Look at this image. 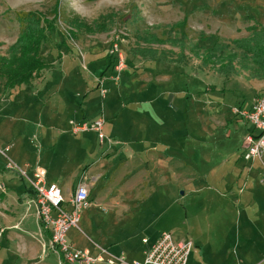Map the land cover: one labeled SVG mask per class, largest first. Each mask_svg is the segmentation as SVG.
<instances>
[{
    "label": "rangeland",
    "instance_id": "rangeland-1",
    "mask_svg": "<svg viewBox=\"0 0 264 264\" xmlns=\"http://www.w3.org/2000/svg\"><path fill=\"white\" fill-rule=\"evenodd\" d=\"M56 3L58 15L53 11ZM17 13H36L41 25H54L44 44H56L53 62L57 69L64 65L63 76L61 71L34 72L30 85L10 91L0 78V149L13 145L8 157L19 169H24L22 156L40 152L36 135L43 128L42 110L46 114L51 105L65 103L62 108L70 117V102L76 95L77 109L80 105L91 119L103 120L106 138L123 139L129 145L135 139L157 138L154 146L167 160L164 169L149 176L128 171L132 166L128 150L116 163L112 160L118 156L111 151H101L100 157L106 145L97 149L98 156L77 160L83 165H101V161L109 165L93 196H107L106 200L115 202L103 207L95 200L90 210L82 211L78 227L83 234L76 231L78 236L87 243V239L101 243L103 238L124 235L130 239L128 245L139 250L143 238L153 240L169 233L176 242L192 244L188 264H264V156L261 162L243 160L242 139L252 130L250 125L237 118V123L226 127L216 123L224 118L235 120L231 110L239 108L223 96V89L230 90L228 83L218 81L214 68L204 67L210 64H203L202 51L193 53L194 45L211 50L218 43L227 44L223 41L245 37L243 29H236L241 25L264 23V0H0V76L36 60L24 43L16 44L21 33ZM184 20L186 27L171 34L170 26ZM183 33L187 35L186 71L178 70L182 66L132 56L135 49L148 48L176 60L179 48L146 45L138 39L144 35L180 38ZM115 39L121 42L119 51L125 58L118 84L109 81L111 70L101 76L108 67L107 48ZM45 50L42 57L50 58L52 53L47 55ZM61 54L64 57L58 58ZM193 72L199 76L193 77ZM97 79L103 81L104 98ZM52 135L57 139L59 131ZM75 139L89 149L95 142L90 134ZM72 157L76 163L79 155ZM14 178L13 188L23 190L18 177ZM98 219L105 222L97 226L94 236L90 232ZM2 226L7 225L0 222ZM5 227L0 229V264H32L21 259V241L13 240L11 231L3 240ZM29 239L27 245L33 244L34 239ZM37 262L57 264L48 252Z\"/></svg>",
    "mask_w": 264,
    "mask_h": 264
},
{
    "label": "crops",
    "instance_id": "crops-1",
    "mask_svg": "<svg viewBox=\"0 0 264 264\" xmlns=\"http://www.w3.org/2000/svg\"><path fill=\"white\" fill-rule=\"evenodd\" d=\"M233 20H231L232 22ZM177 23V22H176ZM257 24H244L241 25L242 27H238L236 29H243V31L246 32V36L242 38H232L226 42L227 44L231 45L233 41H242L246 39L249 36V28L253 26H259L264 29V23L262 21L256 22ZM164 40V39H162ZM219 42V41H217ZM168 44H156V46H165ZM55 46L56 44L54 42H49V44H44L43 48L47 49V55H49L50 58L45 57L43 55V59L48 64V69L45 70L48 73L52 72H59L61 71V75L63 76V69L64 65L61 63L59 65L61 68L57 69V66L53 62V55L55 51ZM198 46V45H196ZM200 47V46H198ZM109 46L107 48V54H108ZM92 48H89V53H92ZM135 51V50H134ZM134 51L131 52L132 56L136 57L134 54ZM158 53H162L158 51ZM179 54V53H178ZM46 55V56H47ZM66 56V55H65ZM60 57H64V55L61 54ZM106 59V58H104ZM176 59V58H175ZM177 60V59H176ZM107 63V66L105 69H103L102 77L107 75L108 72H113L112 71V65H114L112 60H107L105 61ZM147 62H153V61H147ZM162 65H168V63H161ZM234 64V68L237 69V73H232L230 76L226 77L225 75L219 74L218 68L219 65L216 63L210 64L208 68H214L215 71L218 73V81L223 84L229 85L230 90H224L223 89V96L227 98L226 96H229L230 99L228 100L229 103L231 104H237L238 108L241 110H250L251 107L253 106L255 100L261 96L264 95V68L260 70L259 74H257L258 77L251 78L250 77V72L246 70H239L238 66L236 63ZM173 65H178L182 66L181 68H178V70H185L187 69L186 61H179L177 60L176 64H171ZM175 67V66H174ZM205 71V69H203ZM47 73V74H48ZM204 74H208V71L205 72ZM199 76L198 72H193V77L197 78ZM46 76L44 75V78ZM41 82V83H42ZM225 87V85H224ZM27 89H30V87H27ZM58 100H61L60 97H56ZM76 97L73 96L71 104V114L69 117V111L67 109H63L62 106L65 103H59L57 105H51L49 109L47 110L46 114H43V110L40 113L39 120L41 125L43 126L42 130L38 132L36 135L37 139V144L40 152L33 156L28 157L22 156V159H20L22 166L26 173L27 176L30 180L35 181V169L37 167L43 169L45 171V178H44V186L49 187L50 185H56L62 192L63 197L65 200H67L71 194V192L74 190L76 185L82 180V176L85 175L86 177V182L88 184V207L85 210H90V205L92 202H95V200H98V206H103V207H110L115 204L113 200H106L107 196H104L103 198L100 196H93V193L101 188V182L99 183V180L101 178V175L104 173L106 168L109 167V165H104L103 163L100 162L101 165L99 164H89V165H83V164H78L79 161L77 160H85L88 157H93L94 155L98 156L97 149H99L98 141H97V136L95 133L88 132V133H83L79 135H72L70 133V128L72 124H79L83 122H94L97 119H91L90 116H88V112L82 108L79 105V109L76 108ZM62 102V100H61ZM65 102V100H64ZM46 104V103H44ZM67 104V103H66ZM63 109V111H62ZM45 110V109H44ZM103 114V113H102ZM44 117L45 124L42 121V118ZM235 117V116H234ZM237 117H235V120H226V118L221 120H216V123L219 122L221 126H228L229 124H232V122L236 121L237 123ZM100 120V119H98ZM239 120V119H238ZM226 121V122H225ZM240 123L246 126V123L239 120ZM154 123V122H153ZM49 124V125H47ZM239 124V122H238ZM150 125V124H149ZM152 126V125H151ZM57 130L59 131V136L56 138L53 137L52 131ZM103 130H104V125H103ZM252 132V130H248L247 134ZM84 134H90L94 136V144L91 149L88 148L87 145L81 143L79 140H76L75 138L82 136ZM246 134V135H247ZM245 135V136H246ZM70 137V138H69ZM68 141L66 142V140ZM112 140L113 138L110 137ZM116 139H113L114 141ZM136 140V139H135ZM134 140V142H135ZM117 141V140H116ZM107 149L100 150L99 156L102 157L103 152L111 151L113 155L118 156L117 158H113L112 163L118 162L121 158H125V153L126 151H130V158L132 161L130 164H132L131 169H129V172H133V174L137 172H142L144 176H149L152 173H157L160 170L164 169L167 163V160L164 158L162 159V155H160L158 152V149L155 148L154 142L157 141L156 139H139L133 145H129L127 141H124L123 139L117 141ZM149 144V146H146V144ZM62 144H64L63 149H61ZM10 146V150L8 154L10 153L13 145H6ZM138 146H140L138 148ZM151 146V148H150ZM242 148L244 152V144H243V139H242ZM103 151V152H101ZM242 152V154H243ZM77 154L79 155L78 158H75L76 163L71 162L73 160V155ZM94 154V155H93ZM128 154V153H127ZM140 156H144L145 159L144 161H136ZM127 157V156H126ZM114 161V162H113ZM164 161V163H162ZM164 168H163V167ZM154 168V169H153ZM160 175H162L160 173ZM14 177H18L20 180V183L23 184L24 189H20V186H17V189H14L13 181ZM250 179H246V182L249 181ZM146 183H150V178H146L145 180ZM0 186L2 187L1 191L4 193H0V222L5 223L7 226H2L8 229L6 233L3 236V240L5 238V235L7 236V233L9 231L12 232V238L15 241L20 240V246H21V252H20V257L22 260H26L28 263L32 264H38L37 260L40 258V261H42V257L46 255L48 251H45V254L43 255L42 251V245H44L46 248L49 247V242H50V233L47 230H44L40 221L38 220L37 216V210L36 206L34 204L35 200V193L31 185L23 180L18 174L6 170L3 165H0ZM151 187V185L149 186ZM97 188V189H96ZM96 189V190H95ZM95 190V191H94ZM125 190V189H124ZM123 190V191H124ZM126 189L125 191H127ZM145 191V190H144ZM116 192L119 194V190L117 189ZM144 196V195H143ZM130 200V199H129ZM126 205V204H124ZM90 207V208H89ZM82 213V212H81ZM129 214V212H128ZM127 214V215H128ZM112 216V214H111ZM113 217V216H112ZM116 218V217H115ZM81 221V214H80V220ZM105 219L102 220H96L94 224V230L91 229V234L93 233L94 236L98 233V227L100 224L104 223ZM0 227V229L2 228ZM17 227V228H15ZM3 229V228H2ZM83 234L79 228V230L76 229H71L67 233V241L70 244V246L79 251H89L92 255L96 254V249L95 246L103 248L107 250L108 253L114 255V256H123L127 262H140L143 259V252L145 249L157 240L158 237H156L153 240H149L146 238H143L142 240L146 239L147 240V245H143L142 240H141V245L143 246L139 250H134V248L128 245L129 238H126L124 235H117L116 238L115 235L112 237H106L101 239V243L104 242L103 244L106 245H101L100 241H92L90 239H87L89 245L87 242L82 240L81 236H78L80 234ZM9 234V233H8ZM85 236V235H84ZM34 239L32 242L33 244L27 245L26 241H29V238ZM88 238V237H87ZM22 240H25L24 242ZM125 240V241H124ZM2 241V238L0 240ZM48 254L56 259V263L58 264V259L57 257L52 254L51 252H48ZM46 260V258L44 259ZM43 260V261H44Z\"/></svg>",
    "mask_w": 264,
    "mask_h": 264
},
{
    "label": "built area",
    "instance_id": "built-area-1",
    "mask_svg": "<svg viewBox=\"0 0 264 264\" xmlns=\"http://www.w3.org/2000/svg\"><path fill=\"white\" fill-rule=\"evenodd\" d=\"M120 41L111 42L108 57L112 60L113 74L109 81L118 84V76L125 68V58L119 51ZM98 90L101 98L106 95L102 79H97ZM231 113L239 120L252 127L244 139L243 160L246 162H261L264 156V95L259 96L250 110L232 109ZM104 122L102 119L94 122L72 124L70 133L79 135L92 132L97 136L99 147L113 144L110 138L103 134ZM10 146L0 149V157L4 160L3 167L18 174L27 181L34 190V204L37 210L38 220L44 230L50 233L49 247L42 245V253L51 252L58 259V264H188V258L192 248L190 242H176L171 234L162 233L151 246L143 252L140 262H127L123 256H114L107 250L95 246L96 254L89 251L73 249L67 241V233L71 229L79 230L78 224L81 212L88 207V184L85 175L65 200L61 190L56 185L44 186L45 171L39 167L35 169V181L30 180L27 173L19 169L8 157ZM2 187L0 186V190ZM147 245V240H142Z\"/></svg>",
    "mask_w": 264,
    "mask_h": 264
},
{
    "label": "trees",
    "instance_id": "trees-1",
    "mask_svg": "<svg viewBox=\"0 0 264 264\" xmlns=\"http://www.w3.org/2000/svg\"><path fill=\"white\" fill-rule=\"evenodd\" d=\"M58 3V2H57ZM54 5L53 11L58 15V4ZM54 15V16H55ZM40 16L36 13H17L15 18L19 25L21 33L19 34L18 42L16 44L27 46L28 52H31L36 60L31 62H25L23 66L12 74H7L0 76L4 78L5 88L10 91L15 89L17 86H28L33 81V73L40 72L48 69V64L43 59L41 53L43 50V45L49 38V32L54 29L52 23H44L41 25L39 22ZM137 17V15L135 16ZM186 27V21L177 22L170 26V33H180V29ZM249 36L242 41H233L231 45L229 44H216L210 50H204L196 45L193 46V53L198 55L200 51L203 54V64H213L219 65V74L230 76L233 72L237 73V69L234 68V64L238 66L240 70H246L250 72V77H258L260 70L264 68V29L259 26H253L248 30ZM174 35V34H173ZM204 38V34L202 36ZM23 40V41H22ZM205 40V38H204ZM22 41V42H21ZM146 45L152 44H170L173 47L179 48V54L177 60L184 61V52L186 48L187 35L185 33L180 34V38H174V36H169L166 39L155 38L154 35H144L138 39ZM135 56L142 57L144 61H154L157 60L161 63H177V60H170L166 54L158 53L151 49L137 48L134 51Z\"/></svg>",
    "mask_w": 264,
    "mask_h": 264
}]
</instances>
